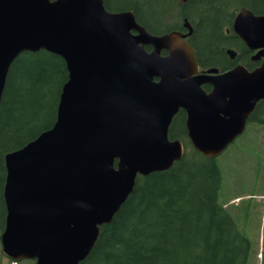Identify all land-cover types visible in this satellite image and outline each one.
<instances>
[{"label":"water","instance_id":"water-1","mask_svg":"<svg viewBox=\"0 0 264 264\" xmlns=\"http://www.w3.org/2000/svg\"><path fill=\"white\" fill-rule=\"evenodd\" d=\"M184 22L189 33L160 36L132 11L109 12L104 0H0V102L10 65L25 52L59 55L69 72L53 128L5 158L0 238L11 260L85 261L137 178L184 157L182 142L169 139L180 110L193 146L207 158L244 133L264 101V15L243 8L232 27L263 60L253 72L239 66L200 74L187 40L193 27Z\"/></svg>","mask_w":264,"mask_h":264},{"label":"trees","instance_id":"trees-1","mask_svg":"<svg viewBox=\"0 0 264 264\" xmlns=\"http://www.w3.org/2000/svg\"><path fill=\"white\" fill-rule=\"evenodd\" d=\"M104 4L112 13L134 12L138 24L152 35L185 32L187 19L194 29L190 42L198 62L214 68L229 63V48L241 47V39L231 30L236 12L246 8L264 15V0H188L185 4L182 0H104ZM174 18L183 24L174 25ZM10 66L0 102V236L7 217L5 158L53 128L62 87L69 80L65 60L46 50L25 52ZM185 119L181 111L169 132L170 139L182 140L186 146L182 160L169 170L138 177L134 191L112 222L101 227L92 252L81 264H248L252 242L219 199L222 169L217 160L193 148ZM251 122L264 124V101ZM262 239L260 264H264Z\"/></svg>","mask_w":264,"mask_h":264},{"label":"rangeland","instance_id":"rangeland-1","mask_svg":"<svg viewBox=\"0 0 264 264\" xmlns=\"http://www.w3.org/2000/svg\"><path fill=\"white\" fill-rule=\"evenodd\" d=\"M176 21L174 18V25L183 24ZM216 160L223 172L220 202L232 210L239 228L252 242L248 264H260L264 237V124L250 125L246 135ZM6 259L0 246V264H9ZM19 264L34 262L23 261Z\"/></svg>","mask_w":264,"mask_h":264},{"label":"flooded vegetation","instance_id":"flooded-vegetation-1","mask_svg":"<svg viewBox=\"0 0 264 264\" xmlns=\"http://www.w3.org/2000/svg\"><path fill=\"white\" fill-rule=\"evenodd\" d=\"M187 32L188 31L186 30L183 33L186 34ZM226 32L228 35L231 33L230 29H227ZM192 34H194V33H192ZM192 38H193V35L189 36L188 41L190 42ZM240 44H241L240 49H239V47H232V49L236 52V56L234 58L231 57V55L228 53V50H227L226 55L228 57L229 63H225L224 67H215V68L219 69V74H224V73L230 72L239 66H244L249 72H253V71L257 70L258 67H261L263 60L262 59H260V60L254 59V57L256 56V54L258 52L251 51L244 44L243 41ZM243 46H244V50H243ZM229 49H231V48H229ZM200 66H201L200 74L208 73V69L213 68L211 66L210 67L209 66L208 67H204V66L202 67V65H200ZM206 86L210 87V89L206 90L208 93H210L212 91L213 87L211 85H206ZM185 126H186V123H185ZM6 260H7V262L9 261L8 259H6Z\"/></svg>","mask_w":264,"mask_h":264}]
</instances>
